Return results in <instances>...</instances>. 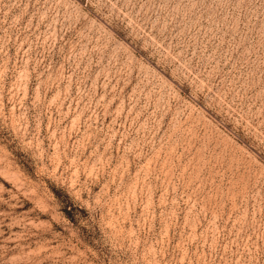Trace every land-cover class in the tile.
Segmentation results:
<instances>
[{
	"label": "rangeland",
	"instance_id": "374dc122",
	"mask_svg": "<svg viewBox=\"0 0 264 264\" xmlns=\"http://www.w3.org/2000/svg\"><path fill=\"white\" fill-rule=\"evenodd\" d=\"M0 264H264V0H0Z\"/></svg>",
	"mask_w": 264,
	"mask_h": 264
}]
</instances>
